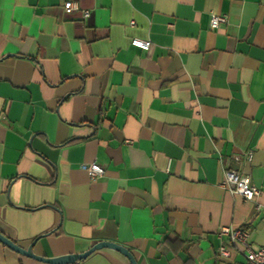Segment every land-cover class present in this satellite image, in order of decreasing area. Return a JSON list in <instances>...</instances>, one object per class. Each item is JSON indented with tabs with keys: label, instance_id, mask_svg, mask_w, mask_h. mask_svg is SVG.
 Segmentation results:
<instances>
[{
	"label": "crops",
	"instance_id": "1",
	"mask_svg": "<svg viewBox=\"0 0 264 264\" xmlns=\"http://www.w3.org/2000/svg\"><path fill=\"white\" fill-rule=\"evenodd\" d=\"M225 168L264 204V0H0L3 235L45 257L110 241L137 264H247L217 230L260 246L263 215ZM0 264L47 263L0 242ZM72 264L130 262L102 247Z\"/></svg>",
	"mask_w": 264,
	"mask_h": 264
},
{
	"label": "built area",
	"instance_id": "2",
	"mask_svg": "<svg viewBox=\"0 0 264 264\" xmlns=\"http://www.w3.org/2000/svg\"><path fill=\"white\" fill-rule=\"evenodd\" d=\"M66 12L78 10L79 6L74 1H67L63 5ZM82 16L86 17L89 13L88 10H81ZM227 21L225 14L210 13L209 25L211 27H217L219 24H223ZM132 43L147 47L148 42L138 38H134ZM252 151L247 150L242 154V158L247 161L252 159ZM236 161L241 160V156L235 155ZM86 169L88 176L91 179L103 176L104 169L95 162L84 163L81 165ZM222 179L220 186L232 194H237L245 200H252L255 202L256 208L261 210L264 220V204L258 203L256 200L262 193L261 189L251 183L248 175L240 169L225 168L222 170ZM219 237H225L226 242L232 246H239L247 260V264H264V243L260 246H252L249 240V233L246 229L233 228L229 225H221L217 230ZM226 242H221L216 248L218 256H228L229 247ZM238 248V247H237Z\"/></svg>",
	"mask_w": 264,
	"mask_h": 264
},
{
	"label": "water",
	"instance_id": "3",
	"mask_svg": "<svg viewBox=\"0 0 264 264\" xmlns=\"http://www.w3.org/2000/svg\"><path fill=\"white\" fill-rule=\"evenodd\" d=\"M0 242L6 245L8 248L11 250L33 258L35 260L47 263V264H72L77 260L86 258L91 252H93L96 249L102 248V247H109L117 250L121 254H123L125 257L128 258L130 264H137L133 254L124 246L115 243V242H110V241H99L95 244H93L88 250L78 253V254H66V255H61V256H56V257H45V256H40L36 255L32 252L31 248L33 245V242L26 248L21 247L17 243L13 242L11 239L6 237L0 232Z\"/></svg>",
	"mask_w": 264,
	"mask_h": 264
}]
</instances>
